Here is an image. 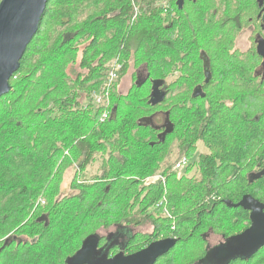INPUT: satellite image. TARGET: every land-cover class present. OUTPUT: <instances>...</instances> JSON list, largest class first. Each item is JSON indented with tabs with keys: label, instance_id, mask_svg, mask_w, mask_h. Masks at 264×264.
<instances>
[{
	"label": "trees",
	"instance_id": "obj_1",
	"mask_svg": "<svg viewBox=\"0 0 264 264\" xmlns=\"http://www.w3.org/2000/svg\"><path fill=\"white\" fill-rule=\"evenodd\" d=\"M176 1L47 0L0 97V264H63L100 227L147 221L153 232L143 245L169 233L178 241L166 258L188 257L198 243L186 264H208L205 232L228 240L250 225L249 209L227 203L247 196L264 211V65L254 38L244 51L233 48L255 14L221 9L217 40L206 24L214 0L189 1L188 26ZM130 59L139 73L121 94L116 83ZM114 63L120 69L105 89ZM188 64L198 69L187 75ZM195 83L204 97L192 96ZM100 89L114 99L108 106L92 102ZM167 115L173 131L162 141ZM199 143L207 150L192 158ZM181 157L187 163L173 169ZM92 162L99 169L87 179ZM260 256L264 246L241 263Z\"/></svg>",
	"mask_w": 264,
	"mask_h": 264
},
{
	"label": "water",
	"instance_id": "obj_2",
	"mask_svg": "<svg viewBox=\"0 0 264 264\" xmlns=\"http://www.w3.org/2000/svg\"><path fill=\"white\" fill-rule=\"evenodd\" d=\"M46 2L47 0H0V97L11 89L9 79L18 70L27 45L37 33ZM183 2V0L176 1L178 8H182ZM256 52L262 58V65H264V39L257 41ZM200 56L203 59L204 82L207 83L211 78L210 63L204 53ZM154 84L151 95L158 99V96L163 92L155 89L156 85L159 86L158 82H154ZM192 96L204 97L205 93L202 87H195ZM161 127L163 131L158 134V138L163 141L165 136L173 131V124L168 115ZM227 204L232 207L244 206L249 209L251 211L250 225L244 231L228 239L226 244H219L215 250L211 251L212 256L214 257L216 254L215 257L227 258L224 249H228L232 245L239 247L243 255L251 254L263 247L264 211L262 206L247 196H244L238 203ZM176 242L177 238L173 237L161 239L133 254L127 256L119 254L110 259L99 260L95 258L97 239L90 237L83 241L80 250L73 255L71 264H154L156 259L167 253Z\"/></svg>",
	"mask_w": 264,
	"mask_h": 264
},
{
	"label": "flooded vegetation",
	"instance_id": "obj_3",
	"mask_svg": "<svg viewBox=\"0 0 264 264\" xmlns=\"http://www.w3.org/2000/svg\"><path fill=\"white\" fill-rule=\"evenodd\" d=\"M189 1L195 2L196 0H185L183 2V5H184V3L186 5L187 2H189ZM239 1H240V5L238 6ZM214 2L217 3V7H218L216 13H214L215 18H216L215 19L216 25H215V29L213 31V35H214L215 39L219 40L220 35H221V31H220L221 9H225V10L230 9L232 11L240 9L241 13L250 12V14H255V18H253L252 16L247 18V20L249 21V24L245 28L241 29L236 34L234 41H233V44L236 45V42H237L236 39H237V36L239 33L243 34V32L245 30H248L249 31L248 38L249 39L254 38V41H256L255 42V48H256L257 41L264 39V0H214ZM183 5H182V7H183ZM176 6H177V4H176ZM179 9H181V8H179ZM189 19H190V17H189ZM187 20H188V15H187ZM185 23H186V15H185ZM186 25L188 26L187 23H186ZM241 51H244V50H241ZM202 53H204L207 58H208V56L205 53V51H203V50L199 54V58L201 60V66H202V75H203L202 82H203L204 81L203 59L200 56ZM208 60H209V58H208ZM209 63H210V60H209ZM198 86L202 87V83H195V85L192 88V91L195 87H198ZM161 130H163V128H161L160 131ZM44 220H45L44 216H39V217L35 218L36 222H42ZM112 227L114 228L113 230H111ZM141 227H143V224L138 226V227L133 226L131 224L112 225V226H109L107 228L100 227L99 229H97L92 234V236L90 235V236L85 237L82 240L78 249L74 253H72L71 255H69L65 258L63 264H71V258L73 257V255H75V253L78 250H80V248L83 244V241L86 238H90V237H95L97 239V247L95 249V258H97L99 260L110 259L113 256L119 255V254L127 256V255L133 254V253L147 247L150 243H152L154 241L173 237L172 234L165 233V234L161 235V237L156 238L155 240H152L151 242H149L146 245H143V243H142L144 241V239H143L141 242V245L139 246V239H138L140 236L139 228H141ZM152 232L153 231L151 230L150 233H152ZM209 233L213 234V232L210 230L203 234L205 237L204 242L207 245V248H209L208 251L211 254L210 255L211 262L208 264H242L241 262L250 256V254H247V255L241 254L240 248L237 247L236 245H232V247H230L228 249H224V252L228 256L227 258L221 259V258L215 257V256H217L216 254L213 257L211 251L215 250V248L219 244H226V242L228 240H225L222 237V242H220L214 246H209V241H208ZM147 235H143V236H147ZM173 238H176V237H173ZM177 241H178V239H177ZM171 249H172V247L168 250L167 253L159 256L156 259V261L154 262V264H157V263L164 261V260L168 259L169 257H171V255L168 256L167 258L165 257L170 253ZM220 251H223V250H220ZM241 259H243V260H241ZM193 264H197V263L195 262ZM201 264H207V263L204 262Z\"/></svg>",
	"mask_w": 264,
	"mask_h": 264
},
{
	"label": "rangeland",
	"instance_id": "obj_4",
	"mask_svg": "<svg viewBox=\"0 0 264 264\" xmlns=\"http://www.w3.org/2000/svg\"><path fill=\"white\" fill-rule=\"evenodd\" d=\"M202 4L203 5H205V3L202 1ZM183 9H184V12H185V15L187 14H189L190 12H192L193 11V7L191 6V4H189L188 2H187V4L185 5H183ZM211 14H212V12L211 13H208L207 14V17H206V24L207 25H209V21H211L212 20V24H210L208 27H209V29L207 30V34L208 35H211L212 34V29H211V25H213V28H214V26L216 25V18H215V14H214V16H213V19H209V17L211 16ZM197 25V24H196ZM248 36H249V31L248 30H245L244 32H243V34H241V33H239L238 34V36H237V42H236V45H234V47L233 48H237V49H239V50H245V49H247L249 46H250V40H251V38L249 39L248 38ZM201 46V45H200ZM250 48V47H249ZM112 61H114V59L113 60H111V62ZM195 69V70H197L196 69V65H192V64H188V71H187V75H188V72L190 71V69ZM139 69H140V67L139 68H137V65L135 66V64L132 62V60L130 59V64H129V66H128V68H126V70L124 71V73L120 76V78H119V80H118V82L116 83V92L118 91L119 93H125L127 90H128V88H129V86H131V83L133 82V80L135 79V77L137 76V73H139L138 71H139ZM201 70H202V66H201ZM141 73H143L142 71H141ZM169 79L170 78H168V80L167 81H169ZM215 81V80H214ZM114 91V92H115ZM99 92V91H98ZM109 92V91H108ZM114 92H112L113 94H114ZM103 104L105 105V104H107V106L111 103V102H113V98H110V96H109V94H104L103 96ZM197 150L198 151H194L192 154H191V157L192 158H195L197 155H198V153L200 152V151H206L207 149L202 145V144H198V148H197ZM177 155H178V151H177V149H175L174 150V155L172 156V159L171 160H173L174 159V157L176 158L177 157ZM171 162V161H170ZM196 162V161H195ZM98 169H99V162H92V163H90V165L87 167V169H86V174H87V179H91L95 174H96V172L98 171ZM197 171V166L196 165H194V166H192V168H190L189 169V171H188V173H193V172H196ZM72 172H73V169L72 168H69V169H67L66 170V172H65V174H64V178H63V181H62V184H61V192L63 193V194H68V193H70V189H69V180H70V177H71V175H72ZM186 172V171H185ZM187 173V172H186ZM187 173V174H188ZM190 174H188V175H190ZM157 177H158V173L156 174V175H154V177L152 176L149 180H157ZM149 178V177H148ZM114 228L112 227V229L111 230H113ZM151 230H153V228H152V225H151V223L149 222V221H147V222H145L144 224H143V227H141V228H139V233H140V236H139V246L141 245V242H142V239L145 237V236H143V235H147V234H149L150 232H151ZM208 241H209V246H214V245H217L218 243H220V242H222V237L220 236V235H218V234H212V233H209V237H208ZM201 243H203V242H201ZM198 243H196L195 244V250L194 251H192L191 253H194V254H198L200 251H199V247L198 246H196ZM185 252V250H183L182 251V253L180 254V256H179V258H178V260H176V261H174V262H172L174 259H173V257L171 258H168V259H166V260H164V261H161V262H159V263H157V264H186L187 263V261L189 260V258H190V254L191 253H188V257L187 256H185V255H183V253ZM181 256H182V258H184L185 257V259H183V260H181ZM261 258V259H260ZM260 258H259V260H258V262L257 263H255V261H254V263L253 264H264V256H260ZM211 259L209 258L208 259V261H210ZM246 264V263H245Z\"/></svg>",
	"mask_w": 264,
	"mask_h": 264
},
{
	"label": "built area",
	"instance_id": "obj_5",
	"mask_svg": "<svg viewBox=\"0 0 264 264\" xmlns=\"http://www.w3.org/2000/svg\"><path fill=\"white\" fill-rule=\"evenodd\" d=\"M120 69V66L119 64L117 63H114L111 67V69L109 70L108 72V75L106 76V79H105V82L103 83V87L106 89V86L115 80V78L117 77V73H118V70ZM100 92L98 91H95L91 94V98H92V102L94 104H101L103 102V91L104 89H100ZM107 117V113L104 112L103 115H102V118H106ZM187 158L186 157H181L178 159V161H176V163L174 164L173 166V169L175 170H179L180 168H182L186 163H187ZM41 204H43V201H41Z\"/></svg>",
	"mask_w": 264,
	"mask_h": 264
},
{
	"label": "bare ground",
	"instance_id": "obj_6",
	"mask_svg": "<svg viewBox=\"0 0 264 264\" xmlns=\"http://www.w3.org/2000/svg\"><path fill=\"white\" fill-rule=\"evenodd\" d=\"M222 94V93H221ZM227 101V100H226ZM116 118V117H115ZM234 120V119H233Z\"/></svg>",
	"mask_w": 264,
	"mask_h": 264
}]
</instances>
